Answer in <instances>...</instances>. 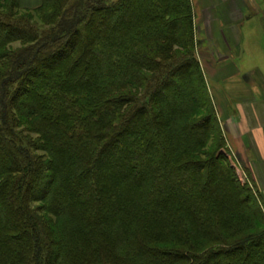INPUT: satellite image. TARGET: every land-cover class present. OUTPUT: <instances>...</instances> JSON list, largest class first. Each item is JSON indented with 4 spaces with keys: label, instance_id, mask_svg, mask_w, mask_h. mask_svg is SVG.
I'll return each mask as SVG.
<instances>
[{
    "label": "trees",
    "instance_id": "obj_1",
    "mask_svg": "<svg viewBox=\"0 0 264 264\" xmlns=\"http://www.w3.org/2000/svg\"><path fill=\"white\" fill-rule=\"evenodd\" d=\"M191 0H0V264H264Z\"/></svg>",
    "mask_w": 264,
    "mask_h": 264
},
{
    "label": "crops",
    "instance_id": "obj_2",
    "mask_svg": "<svg viewBox=\"0 0 264 264\" xmlns=\"http://www.w3.org/2000/svg\"><path fill=\"white\" fill-rule=\"evenodd\" d=\"M198 55L227 147L264 186V0H191ZM36 10L42 0H19ZM239 157V158H238Z\"/></svg>",
    "mask_w": 264,
    "mask_h": 264
},
{
    "label": "rangeland",
    "instance_id": "obj_3",
    "mask_svg": "<svg viewBox=\"0 0 264 264\" xmlns=\"http://www.w3.org/2000/svg\"><path fill=\"white\" fill-rule=\"evenodd\" d=\"M111 1L115 2L117 0H111ZM195 20H196V16H195V12H194V23H195ZM195 28H196V24H195ZM201 51H203V50L198 45V52H197L198 54H197V56L201 53ZM208 87H209V85H208ZM209 90H210V88H209ZM212 97H213V95H212ZM213 102H214V99H213ZM227 150H228V148H227ZM227 152L229 153V150ZM225 157L229 160V163L232 164V166L234 167V169L237 170V175H238L239 179L241 180V182L243 184H245V182L248 180V178L250 179L251 182H253L252 184L254 186V189L256 190L255 191L256 192V196L255 197H258L259 198L258 199V202H259V204H260V206L262 208V211L264 212V186H262L260 188L257 185V183L255 181V177H254L253 173L251 172V170L249 169L247 162L245 160H241L238 157L239 158V161H240L239 162L240 165H239L238 162L236 161V159L234 158V156H231L230 153H229V156H225Z\"/></svg>",
    "mask_w": 264,
    "mask_h": 264
}]
</instances>
